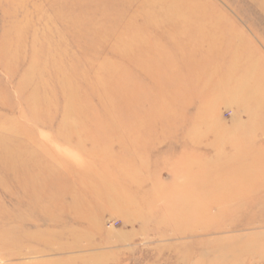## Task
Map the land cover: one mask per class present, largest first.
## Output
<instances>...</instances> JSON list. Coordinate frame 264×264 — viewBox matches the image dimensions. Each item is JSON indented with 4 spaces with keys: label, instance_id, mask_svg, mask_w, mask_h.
Masks as SVG:
<instances>
[{
    "label": "rangeland",
    "instance_id": "1",
    "mask_svg": "<svg viewBox=\"0 0 264 264\" xmlns=\"http://www.w3.org/2000/svg\"><path fill=\"white\" fill-rule=\"evenodd\" d=\"M167 5L0 0V57L12 51L3 42L19 40L4 34L21 21L35 28L22 38L28 45L54 19L59 30L40 43L66 44L54 51L80 63L76 77L92 80L116 63L128 88L123 112L110 107L117 112L108 120L96 115L104 106L93 100L96 91L72 86L76 106L88 105L78 113L100 120L85 117L78 128L95 142L64 145L56 134L60 89L40 94L32 111L38 80L20 89L30 61L0 58V129L13 135L1 132L0 143L11 140L12 154L26 161L14 171L0 164V264H264V0H185L196 18L188 22L164 18ZM104 20L114 32L101 43L96 28ZM120 33L129 47L114 51ZM33 51L26 46L20 58ZM116 53L146 59L145 71L121 65ZM46 168L36 193L17 185Z\"/></svg>",
    "mask_w": 264,
    "mask_h": 264
},
{
    "label": "bare ground",
    "instance_id": "2",
    "mask_svg": "<svg viewBox=\"0 0 264 264\" xmlns=\"http://www.w3.org/2000/svg\"><path fill=\"white\" fill-rule=\"evenodd\" d=\"M157 1H158V4L160 6H164V5L168 4L166 7V11L161 12V14L165 16L164 18H167L169 15L174 14L175 16L179 17L178 19H181L182 22H188V21H190L188 19L192 20L194 17V16H192V14L188 10H186L182 7L183 2L185 0H157ZM161 10H162V7H161ZM183 18H185V19H183ZM200 18L206 19V18H208V16H201ZM194 19H196V18L194 17ZM52 20L53 21H51V20L45 21V29L42 32V34H45L43 36V38H40V37L35 35V36H33L31 43L28 45H26L23 42L22 38L24 37L25 33H27V32L29 33L30 31H32L31 33H33L35 31V28H33L28 21L23 20L19 24H17L14 28H12L10 31H8L7 33L4 32L5 33L4 39L5 38H11V39L14 38L13 40H17V38H19V40L17 41V43H16V41L15 42L13 41L14 43H16L15 47H11V44L8 45L7 43L6 44L4 42L2 43L3 49L5 47H7V48L10 47L12 49V51L8 52V53L2 52V55L0 57L1 62L3 64L7 63V65H8V62L9 63H11V62L12 63L13 62L18 63L17 61H19V60L20 61L21 60L22 61H24V60L30 61L29 66H31V67H29V69L26 70L27 72L25 73V79L21 83L20 89L22 91L27 89V86L25 83H28V80H31V78H34L33 80H35V79L38 80V85L35 86V88L30 92L31 94H30V98H29V106H30L31 110L34 112H35L37 99L38 98L40 99V94L46 93V94H49V96H50L51 92L49 89H50V87L52 88L53 85H56L60 89V91L64 95V110L62 113V118L60 120V123L57 126L56 134L60 138L61 142L64 145H75V144L76 145H82L85 139H87L86 142H89V143L95 142L92 137L85 138V136H84L85 134L83 135V129L80 132V130L78 128L80 127V125L84 126V124H85V126H86V123H88V121L91 122L92 119H94V120H96V119L100 120V119L97 116H94V113L83 114L84 117H83V115H81V113H78L81 110H87L88 105H86L83 101V106L81 107L82 109L76 106V104H78V101L76 100V94H75L76 92L72 86H74V85H77V86L79 85L80 87L84 86L85 93H87V90H88V89H86V86H89V88H91L92 91H96V92H92L93 100H97V101L101 100V102H103L101 104L104 105L103 107H101L100 111H98V112L96 111V115H97V113H99V115L104 116V118L106 116L108 118V120H110V118H112V117H115V114L117 112V111H115L114 115L112 116V111H110V107L113 108L114 110H115V108L119 107L118 112L119 113L123 112L121 107L124 105H127V99L123 98L122 91L127 90L128 88L126 85H124L123 81H121V82L119 81L120 76H119V72L117 71L118 69H117L116 63L115 64L113 63V65H111L109 69H107L106 67L104 68L102 66V67L98 68L97 70H95L94 73H95L96 77H93L92 80L84 79L83 74L81 76H78V74H77V77H76L73 72H75L77 70H79V71L81 70L80 63L77 60H75L73 57H70L69 54L67 55L66 52L54 51V50H65V49H67L68 46H66V44L64 45L62 43L56 42V43H53L50 45H47V44L44 45V44L40 43L41 40L46 39V38L49 39L53 35L51 33H48V31L50 32V28H53L56 31L59 30L58 26L57 27L54 26V25H57L55 20L54 19H52ZM66 25L69 27V25H71V23L67 22ZM105 25H107V27H105ZM112 28L113 27H111L110 22H107L106 20H104L103 22L98 24L97 28H96L97 29L96 31L98 33L97 39L101 43H103L106 39L105 36L111 34V32L112 33L114 32V30H111ZM124 34H125V32H124ZM112 38L115 40L116 43L114 42L113 44H111L110 49H114V51L115 50L118 51L121 48H128L129 47V46H127L128 43H126V42L122 43V44H120V42H118V41H121L120 40L121 38H125L122 36V33L117 34V35H113ZM26 46L27 47L31 46V48L35 51H33L32 53H29L26 58H20V56H21L20 50H22ZM39 49H46L48 52L43 53V52H40ZM116 54L119 56L120 61H124L121 63V65L122 64L126 65V64L130 63L133 66L134 64H137V66H140V68H142L143 71H145V63H146L145 60L146 59L145 60L138 59L135 56H132L130 59L128 57L129 55H127L126 53H122V54L116 53ZM39 60L41 61L42 65L38 64ZM198 67H200V66H198ZM256 67L257 66H255V68ZM253 69H254V67H253ZM257 69L258 68H256V70ZM250 73H251V71H250ZM254 74H256V73H254ZM99 75H102V76L98 77ZM243 77L241 78V80H243ZM254 77H256V76H254ZM208 78H210V77H208ZM40 80H41V82H40ZM247 80H249V79H247ZM259 82H258V84H259ZM260 84H261V82H260ZM243 85L245 87V84H243ZM255 86H256V84H255ZM28 88H29V86H28ZM244 89L245 88H243V90ZM261 89H262V87H261ZM176 91H177V89H176ZM79 93L81 94V88L79 89ZM218 96H220V95H218ZM42 97L43 96H41V98ZM172 97H173V95L170 96V98H172ZM88 98H89L88 96H84V94H82L80 100L82 101L83 99H88ZM43 103L46 106H49V104H48L49 102L48 103L43 102ZM188 103H190V102H188ZM165 110H167V109H165ZM197 111H198V108L196 109V112ZM197 113H196V115H197ZM200 113L202 115V111ZM200 113H198V115H200ZM34 115H36V113ZM85 117H86V119H85ZM199 117H198V120H199ZM45 119L49 120V121L51 120L48 117H46ZM84 119H85L86 123H83ZM37 120L38 119L35 117L34 121L36 122ZM48 123L52 124L51 122H48ZM213 126L214 125H211L209 128H211ZM12 130H14V129H12ZM1 132L5 135H9V137H10V138L8 137L9 139H11V137L13 136L12 132H10L8 128H1L0 133ZM83 136H84V138H83ZM12 148L14 151L15 144L14 143L12 144L11 140L10 141H4V142L0 143V161H1L0 164L3 167H5V170H7V171L8 170L14 171V169L16 170L17 162H19L20 160H21L20 161L21 165H23L26 162L25 160L22 159V157L17 158L16 154H12V152H11ZM65 169H67V168H65ZM41 172L45 173V169H41ZM48 174H49V171L47 170V168H46V175L45 176L42 173L41 174L40 173L33 174V172L32 173L29 172V173H27V175L21 177V180L19 183H17V185L19 186L20 189H22L26 193L33 194V192L36 191L35 189L39 188V184H41L42 179L44 177L48 176ZM11 182H13V181H11ZM81 183H83V182H81ZM85 187H84V191L88 188V185H85ZM61 190L62 189L57 190V188H56V192H55V194L59 195V199H58L59 201L62 199L61 197L64 195L63 191H61ZM52 191H53L52 188L50 189V186H49L48 192H52ZM32 198H33V196H32ZM30 204H32V201L29 202V205ZM75 207H76V205L72 203L71 205L68 206L69 211H71V209L74 210ZM85 217H86V215H85ZM78 219H80V216L78 217ZM4 241H5V238L4 239L0 238L1 243H4Z\"/></svg>",
    "mask_w": 264,
    "mask_h": 264
}]
</instances>
